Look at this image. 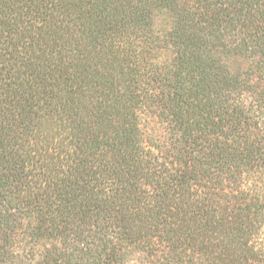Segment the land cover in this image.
<instances>
[{"label":"trees","instance_id":"1","mask_svg":"<svg viewBox=\"0 0 264 264\" xmlns=\"http://www.w3.org/2000/svg\"><path fill=\"white\" fill-rule=\"evenodd\" d=\"M0 264H264V0H0Z\"/></svg>","mask_w":264,"mask_h":264}]
</instances>
